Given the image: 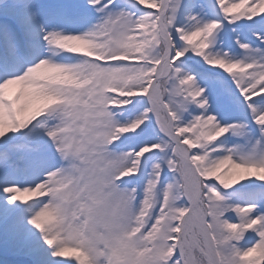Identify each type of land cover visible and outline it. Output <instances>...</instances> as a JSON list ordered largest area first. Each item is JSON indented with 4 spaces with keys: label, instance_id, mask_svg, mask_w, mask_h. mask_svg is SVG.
<instances>
[{
    "label": "snow or ice",
    "instance_id": "1",
    "mask_svg": "<svg viewBox=\"0 0 264 264\" xmlns=\"http://www.w3.org/2000/svg\"><path fill=\"white\" fill-rule=\"evenodd\" d=\"M0 264H264V0H0Z\"/></svg>",
    "mask_w": 264,
    "mask_h": 264
}]
</instances>
